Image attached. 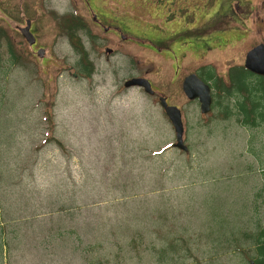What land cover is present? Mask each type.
Returning a JSON list of instances; mask_svg holds the SVG:
<instances>
[{
  "label": "rangeland",
  "instance_id": "1",
  "mask_svg": "<svg viewBox=\"0 0 264 264\" xmlns=\"http://www.w3.org/2000/svg\"><path fill=\"white\" fill-rule=\"evenodd\" d=\"M160 2L124 3L144 27L143 39L154 42L156 29L168 17L166 11L157 15ZM71 13H88L90 22L81 1L0 0V153L15 156L3 158L2 165L34 168L15 185L22 214L31 218L60 201L66 206L60 223L64 219L82 234L78 252L65 256L64 238L58 244L62 258L55 261L53 255L48 264L251 263L254 242L244 235L254 237L264 220V195L255 189L263 178L250 175L246 184L245 177L239 180L245 165L237 156L247 142L233 120L204 122L209 116L187 106L181 86L185 69L179 74L169 70L172 61L164 62L147 45L123 43L107 59L105 33L97 40L83 34L95 67L84 76L67 34ZM27 19L35 28V45L20 29ZM137 74L188 110L189 151L173 146L175 132L159 99L138 86H124ZM46 109L53 113V127ZM14 177L9 174L10 185ZM172 238L178 239L179 251L162 253ZM26 240L18 239L15 264H47L42 239L29 237L27 245ZM96 243L91 252L82 250Z\"/></svg>",
  "mask_w": 264,
  "mask_h": 264
},
{
  "label": "flooded vegetation",
  "instance_id": "2",
  "mask_svg": "<svg viewBox=\"0 0 264 264\" xmlns=\"http://www.w3.org/2000/svg\"><path fill=\"white\" fill-rule=\"evenodd\" d=\"M74 1L83 2L90 14L88 23L85 19L88 13L84 17L75 13L78 21L84 20L87 24L86 29L79 28L78 35L82 38L86 34L89 40H97L105 33L104 44L105 48L112 49L110 53H116L117 46L123 43L147 45L146 48L162 56L164 62L172 61L169 70L179 74L185 69L181 86L191 73L208 83L212 109L202 114L209 116L204 122L233 120L239 136L247 142L245 151H240L237 156L238 162L245 165L244 170L240 167L239 180L245 177L246 184L248 176L264 175L263 167L260 170L255 168V162L264 165V0H161L156 6L157 15H165L166 11L168 17L164 19L163 27L156 29L154 42L142 38L147 33L144 27L140 28V22L130 16V11L124 6L127 0ZM177 15L181 20L175 18ZM34 30L31 26L36 36ZM106 57L108 59L109 54ZM131 77L145 76L137 74ZM151 83L155 90L153 96L159 102L160 97H166L169 105L180 108L185 136L184 116L188 110L170 102L169 96ZM183 93L189 99L187 106L200 111L199 99H190ZM162 109L173 126V120H178L177 111L171 110L167 114ZM219 111H222V117L218 116ZM212 115L216 118H211Z\"/></svg>",
  "mask_w": 264,
  "mask_h": 264
},
{
  "label": "crops",
  "instance_id": "3",
  "mask_svg": "<svg viewBox=\"0 0 264 264\" xmlns=\"http://www.w3.org/2000/svg\"><path fill=\"white\" fill-rule=\"evenodd\" d=\"M12 157L15 156L11 155L10 152L4 154L0 153V264H15L18 258V239H24V237L27 239L26 245L29 242V237L42 239L44 248L43 255L47 264L52 261L51 257L53 255H56L55 261H59V257L62 258L58 244L64 238L68 250L65 256L67 254L74 255L76 251L78 252L81 249L79 240H76L77 237H79V239L81 238V229L79 228L76 230L74 227H67V225L63 223L64 219H62V223H60V216H66H62V214H66L64 212L66 206L63 205L65 208L59 209L60 201H52V203L56 204L52 210L47 206V209H43L40 214L33 213L31 218H27L26 214H22L23 205H19L18 203L15 185L20 183H17L18 179L21 178L20 175H23L24 172L32 173L34 168H32V166L30 168H22L18 165H2L3 158L11 159ZM3 174L7 175V181L5 183H3ZM9 174L15 175L13 185L8 183ZM252 188L253 187H249V189ZM3 189L5 192H2ZM255 189L258 196H262L261 194L264 195V179L259 181ZM261 201H264V199ZM260 227L261 229L264 227V222H262ZM56 245L57 248L55 249Z\"/></svg>",
  "mask_w": 264,
  "mask_h": 264
},
{
  "label": "water",
  "instance_id": "4",
  "mask_svg": "<svg viewBox=\"0 0 264 264\" xmlns=\"http://www.w3.org/2000/svg\"><path fill=\"white\" fill-rule=\"evenodd\" d=\"M31 25H32L31 19H27L26 26L21 27L20 29L26 40L30 44H34L36 42V37L31 31ZM41 50H43V48L39 49L38 51L39 54H41ZM111 50H112L111 48H107L106 52L110 53ZM135 85L139 87H143L145 92L149 94H153L155 92V90L152 87L151 81L146 77H133L125 81L126 87L135 86ZM183 90L190 99H196V98L199 99L202 113H208L211 111L212 109L211 87L208 83L204 82V80H202L195 73H191L185 77L183 82ZM160 103L167 112V114H169L171 110H176L178 114V120L177 121L173 120V125L176 132V142H174L173 145L181 150H185V151L189 150V147L185 143L183 137V122L181 118L182 114L180 108L175 105H169L166 97H160Z\"/></svg>",
  "mask_w": 264,
  "mask_h": 264
},
{
  "label": "trees",
  "instance_id": "5",
  "mask_svg": "<svg viewBox=\"0 0 264 264\" xmlns=\"http://www.w3.org/2000/svg\"><path fill=\"white\" fill-rule=\"evenodd\" d=\"M10 15V13H8ZM72 15H69L71 18L68 20L67 22V34L69 35L70 39H71V43L73 45V47L75 48V50L78 52V54L80 55V70L83 73V75L85 76H90L94 71H95V67H94V62L90 59V55H89V50L86 48L83 38L82 36L78 35V31L79 28L84 30L87 28V24L81 20L78 21V17L75 13H71ZM0 37H3V35H0ZM1 39V38H0ZM12 53V58L10 59V61L12 63H15V59H14V54ZM46 113V120L49 123L50 127H53L54 125V121H53V113L49 110L46 109L45 110ZM229 115V112H228ZM227 117V115H226ZM51 140L54 141L56 144H58L60 147L63 146L62 142L55 138V137H51ZM166 150V149H163ZM65 208L61 203L59 204V209H63ZM72 207H67V210H71ZM261 225L259 224V227L257 229H255V232L257 234H255L254 237H252L249 232H247V235H244L245 237H248L250 240H252V242H254L253 245V250L256 253V257L254 258L255 260V264H264V227L261 229L260 227ZM261 230H260V229ZM82 239V235L81 238ZM79 237L76 238V240H80ZM178 239H168L166 241V243L164 244V246H162V248L160 249L162 253H167L170 250H177L179 251L177 248L180 245V243L177 242ZM182 240H184V238H182ZM251 242V243H252ZM97 243L95 245L92 246H87L86 248L84 247L82 250L86 251V252H91L90 249L97 247ZM81 246V243H80ZM94 246V247H93ZM179 255L184 256V254L182 252H178ZM96 260V259H93ZM92 261V260H91Z\"/></svg>",
  "mask_w": 264,
  "mask_h": 264
}]
</instances>
